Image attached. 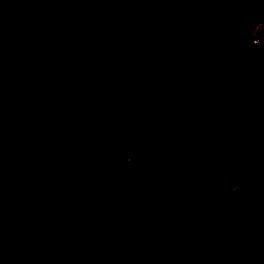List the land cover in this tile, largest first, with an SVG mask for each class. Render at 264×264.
Listing matches in <instances>:
<instances>
[{
  "label": "trees",
  "instance_id": "trees-1",
  "mask_svg": "<svg viewBox=\"0 0 264 264\" xmlns=\"http://www.w3.org/2000/svg\"><path fill=\"white\" fill-rule=\"evenodd\" d=\"M261 26L264 0H0V264H264ZM42 100L108 124L105 167L56 180Z\"/></svg>",
  "mask_w": 264,
  "mask_h": 264
},
{
  "label": "rangeland",
  "instance_id": "rangeland-1",
  "mask_svg": "<svg viewBox=\"0 0 264 264\" xmlns=\"http://www.w3.org/2000/svg\"><path fill=\"white\" fill-rule=\"evenodd\" d=\"M256 35L264 38V26L257 29ZM11 92V93H10ZM8 103L13 112L27 115L30 109L37 106L34 103L37 91L20 86L9 90ZM39 102V101H38ZM38 109L47 107V112L36 121V129L41 141L49 148L47 164L54 172H57L56 180L62 181L69 175L84 173L88 169H99L105 167L106 163L100 161L99 157L104 156L111 160V148L114 139L107 134L105 129L108 124L101 122V125L93 123L91 126H83V120L73 119L71 116L55 114L51 110V103L42 100ZM78 121V122H77Z\"/></svg>",
  "mask_w": 264,
  "mask_h": 264
}]
</instances>
